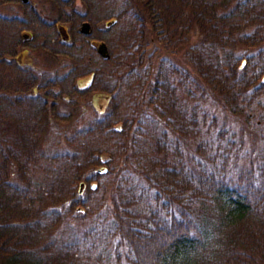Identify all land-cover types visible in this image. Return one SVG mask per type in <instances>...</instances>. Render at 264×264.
Here are the masks:
<instances>
[{
	"label": "trees",
	"instance_id": "1",
	"mask_svg": "<svg viewBox=\"0 0 264 264\" xmlns=\"http://www.w3.org/2000/svg\"><path fill=\"white\" fill-rule=\"evenodd\" d=\"M96 199L126 264H264V0H0V264Z\"/></svg>",
	"mask_w": 264,
	"mask_h": 264
},
{
	"label": "rangeland",
	"instance_id": "2",
	"mask_svg": "<svg viewBox=\"0 0 264 264\" xmlns=\"http://www.w3.org/2000/svg\"><path fill=\"white\" fill-rule=\"evenodd\" d=\"M32 2L39 6L43 0H32ZM36 2H38V4H36ZM77 7L79 9L82 8L80 2H77ZM5 10L8 12L10 10L9 6H7ZM103 14L104 9L102 7L97 9V16L100 17ZM34 58L36 60L38 59L33 52L28 50L25 52L22 60L24 62H32ZM85 78L86 77H81L78 80L79 86H84L88 83ZM105 105V95L93 96L91 106L102 109ZM96 201L97 203L94 206L95 211H92L90 216L86 217L83 221L75 220L73 223H67L60 227L57 233L54 234L55 243L67 244L72 242L76 247L74 249L76 254L82 260L81 262L87 264H126L124 246L122 244L117 245V248L119 247L121 252V257L117 259L113 255V243L116 244V242H114V235L109 228L110 214L107 211L105 202L102 201V204L99 199H96Z\"/></svg>",
	"mask_w": 264,
	"mask_h": 264
},
{
	"label": "water",
	"instance_id": "3",
	"mask_svg": "<svg viewBox=\"0 0 264 264\" xmlns=\"http://www.w3.org/2000/svg\"><path fill=\"white\" fill-rule=\"evenodd\" d=\"M21 2L28 3L29 0H21ZM91 29H92V27H91V24H90V22L88 20H84V21H82L80 23L79 31L82 34H90ZM59 31L61 32V34H65V30L62 27H59ZM23 37L27 38L28 34L27 33H23ZM96 50H97V53L101 57H103V58H108L109 57L108 47H107V45H106V43L104 41H100L97 44Z\"/></svg>",
	"mask_w": 264,
	"mask_h": 264
},
{
	"label": "flooded vegetation",
	"instance_id": "4",
	"mask_svg": "<svg viewBox=\"0 0 264 264\" xmlns=\"http://www.w3.org/2000/svg\"><path fill=\"white\" fill-rule=\"evenodd\" d=\"M85 77H86L85 80H86L87 82H89L90 79H91V75H88V76H85Z\"/></svg>",
	"mask_w": 264,
	"mask_h": 264
}]
</instances>
